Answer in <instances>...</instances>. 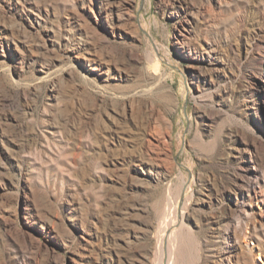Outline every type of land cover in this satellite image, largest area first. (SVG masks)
I'll use <instances>...</instances> for the list:
<instances>
[{
    "label": "rangeland",
    "instance_id": "374dc122",
    "mask_svg": "<svg viewBox=\"0 0 264 264\" xmlns=\"http://www.w3.org/2000/svg\"><path fill=\"white\" fill-rule=\"evenodd\" d=\"M170 245L264 264V0H0V264Z\"/></svg>",
    "mask_w": 264,
    "mask_h": 264
},
{
    "label": "bare ground",
    "instance_id": "6f19581e",
    "mask_svg": "<svg viewBox=\"0 0 264 264\" xmlns=\"http://www.w3.org/2000/svg\"><path fill=\"white\" fill-rule=\"evenodd\" d=\"M156 65H157V63H156ZM166 91V90H165ZM168 91V90H167ZM171 92V91H170ZM161 93V92H160ZM167 93H169V92H167ZM167 93H166V95H167ZM161 94H163V93H161ZM158 96H159V94H158ZM157 96V97H158ZM167 96H170V94H168ZM166 96V97H167ZM164 97V96H163ZM166 97L164 98V99H166ZM171 97V96H170ZM169 98V97H168ZM161 100H162V98H161ZM163 102H164V100H162ZM161 101V103H163ZM166 102V101H165ZM167 102H168V100H167ZM168 104V103H167ZM165 105V104H164ZM172 245H170V247H171ZM171 250V249H170ZM177 250V249H176ZM175 247L173 248V246H172V251L170 252L171 253V256H170V262H169V264H176V258L173 256L174 254H175ZM177 254H179V253H177ZM177 258H178V256H177ZM178 260V259H177ZM255 261L257 262V257H256V259H255Z\"/></svg>",
    "mask_w": 264,
    "mask_h": 264
}]
</instances>
